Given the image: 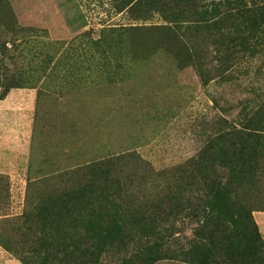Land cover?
<instances>
[{
	"label": "rangeland",
	"instance_id": "obj_1",
	"mask_svg": "<svg viewBox=\"0 0 264 264\" xmlns=\"http://www.w3.org/2000/svg\"><path fill=\"white\" fill-rule=\"evenodd\" d=\"M172 5L0 0V264H77L34 252L48 236L83 234L80 219L42 210L106 170L119 187L115 201L130 212L177 190V214L160 226L164 245L153 264H193L185 254L201 225L196 170L210 173L206 186L214 178L223 185L230 149L246 161L240 200L264 239V13L252 51L232 54L239 42L230 45L227 24L189 22ZM247 127L263 143L251 167L233 134ZM150 238L125 234L101 264L140 253Z\"/></svg>",
	"mask_w": 264,
	"mask_h": 264
},
{
	"label": "trees",
	"instance_id": "obj_2",
	"mask_svg": "<svg viewBox=\"0 0 264 264\" xmlns=\"http://www.w3.org/2000/svg\"><path fill=\"white\" fill-rule=\"evenodd\" d=\"M166 2L172 3L174 10L180 8L182 12L187 13L190 17L189 22L204 26L227 24L233 31L230 45L239 42L234 45V49L230 47L229 52L232 54L240 48L244 52H250L254 48L250 41L256 38L255 32L260 27V15L264 13V4L258 6L253 0H166ZM74 8L77 9L76 5ZM80 20L84 21V18L80 16ZM80 27H85V22H82ZM244 31L247 32L246 35L243 34ZM233 134L243 138L246 146L243 151L252 158L247 161V166H250L257 156L263 157L261 150L263 143L255 129L247 127L245 131H235ZM228 159V172L223 185L219 183L222 178L219 180L214 178L212 183L206 186L205 182L211 177L210 173L202 174L204 170H196V173L200 174L201 182L196 186L198 189L195 197V201L202 208L201 225L200 231L194 234L196 240L192 241L191 248L185 256L193 264H264V239L253 221L254 210L240 200L237 185L244 173V169L240 168L246 161L238 159L233 149L228 151ZM98 177L101 179L91 177V180L75 193L76 196L68 193L43 207L45 216L50 215L56 219L63 216L73 220L80 219L83 234L78 236L71 233L59 242H54L51 236H48L44 243L41 241L38 243L37 246L41 249L34 250L36 255L38 251L42 252V259L51 262H70V259H75L78 261L77 264H101L108 247L120 242L125 234L136 231L137 236L145 239L151 237V241L146 242L143 251L133 252L118 264H153L158 261L162 254L161 247L164 245L161 238L163 228L160 226L177 214L175 207L177 190L172 196L163 198L165 203L157 202V207L151 204V208L148 207L145 211L136 207L135 212H130L132 210H129L127 205L115 201V197L119 196V187H115V183L109 178L110 170H106ZM151 210L165 211L163 214L166 220H159L157 212L153 215ZM169 227L172 228L171 224ZM171 238L172 236L168 237L167 241ZM167 241L165 243L170 242ZM81 243L88 249L82 252L76 250ZM78 254L79 256L75 258ZM162 256L165 259L171 257L169 254Z\"/></svg>",
	"mask_w": 264,
	"mask_h": 264
},
{
	"label": "crops",
	"instance_id": "obj_3",
	"mask_svg": "<svg viewBox=\"0 0 264 264\" xmlns=\"http://www.w3.org/2000/svg\"><path fill=\"white\" fill-rule=\"evenodd\" d=\"M9 97H10V93L8 94L7 99H9ZM7 99H6V100H7ZM6 100H5V101H6ZM2 103H3V101H0V105H2ZM261 218H262V220L264 219V217H261Z\"/></svg>",
	"mask_w": 264,
	"mask_h": 264
}]
</instances>
